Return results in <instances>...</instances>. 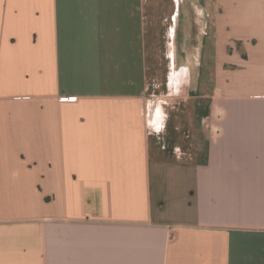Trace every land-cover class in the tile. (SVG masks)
Returning <instances> with one entry per match:
<instances>
[{"label":"crops","instance_id":"1","mask_svg":"<svg viewBox=\"0 0 264 264\" xmlns=\"http://www.w3.org/2000/svg\"><path fill=\"white\" fill-rule=\"evenodd\" d=\"M0 264H264V0H0Z\"/></svg>","mask_w":264,"mask_h":264},{"label":"rangeland","instance_id":"2","mask_svg":"<svg viewBox=\"0 0 264 264\" xmlns=\"http://www.w3.org/2000/svg\"><path fill=\"white\" fill-rule=\"evenodd\" d=\"M178 49V47H176ZM166 48H161L160 53L164 54ZM163 51V52H162ZM180 63H177L176 66L179 69ZM174 66V65H173ZM172 64L165 60V57H160L159 62L151 64V68H149L148 74V93L149 98H152V101L159 102L160 100H164L165 98H169L171 100L172 96H167L169 94L171 85V70ZM155 95L152 97L151 94ZM177 101L181 99L180 95L174 96ZM174 99V101H175Z\"/></svg>","mask_w":264,"mask_h":264}]
</instances>
